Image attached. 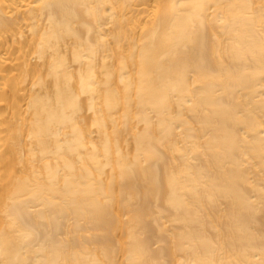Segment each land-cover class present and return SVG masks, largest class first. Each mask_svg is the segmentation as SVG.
<instances>
[{"label":"bare ground","instance_id":"6f19581e","mask_svg":"<svg viewBox=\"0 0 264 264\" xmlns=\"http://www.w3.org/2000/svg\"><path fill=\"white\" fill-rule=\"evenodd\" d=\"M0 264H264V0H0Z\"/></svg>","mask_w":264,"mask_h":264}]
</instances>
